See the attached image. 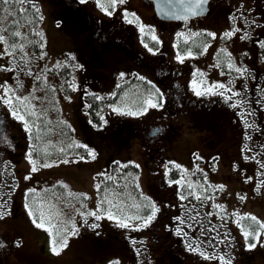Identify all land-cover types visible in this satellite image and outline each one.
<instances>
[{
    "label": "rangeland",
    "instance_id": "1",
    "mask_svg": "<svg viewBox=\"0 0 264 264\" xmlns=\"http://www.w3.org/2000/svg\"><path fill=\"white\" fill-rule=\"evenodd\" d=\"M40 3V9L43 19L40 20L38 28L43 36L42 48L39 52H34L28 47L27 41H21L18 44H23L24 48L21 51L19 48L14 50L7 46L8 43H0V85H7L12 88L14 92L13 108H26V113L34 111L36 115H48L53 116V112L61 113L62 116L67 120L72 128L71 139L69 143L75 141L79 144L87 145L96 153V158L93 160L90 157H84L80 159L82 155L71 153L66 151L63 157H58L52 161L38 163V165L49 164L51 167H38V170L32 171L31 166L27 168L30 171L28 179H21L17 183L21 189L35 188L34 199L27 197V204L33 208L39 205L44 206L45 212L57 213L58 216L54 220L61 228H67L69 231L75 226L78 229V234L75 236L68 237V245L64 248L59 255H55L51 251V237L44 228H38L33 223V217L28 215V209L25 208L23 218H26L24 223L21 221L22 230L21 237L23 239L21 260L20 264H110L111 261L118 262V264H151L153 258V243L149 236H146L143 232V228L139 230L132 228H120L116 226L115 220H109L105 216L101 220L97 221L93 216H87V224H85V217L81 213L93 212L97 210L98 197L94 188V179L97 173H105L110 161L130 159L139 165L140 171L137 176V182L140 186L141 192L145 197L152 195V184L147 180V173L143 170L140 164L142 155V146L139 143L138 138L131 137L128 143H124L121 138L116 136L115 130L111 129L115 118L124 120H144L150 121L157 116L159 108L149 107L146 112L142 115L131 116V115H119L113 111V107L120 108L122 111H138L142 110L145 106L144 102L147 98L151 97L153 102H156L155 91L153 87L158 88L154 83V78L151 74L147 73V69L140 64L144 61L145 56L141 58L139 55L134 56L131 59L130 54L123 53L120 49V45L117 46L113 40H107L104 46L100 43H96V53H98V59H88L85 64L86 77H92L89 71L95 70L94 76L98 75V78H94L92 83L95 85L94 91L98 95L104 93H112L116 88V83L120 82L123 85L122 96H120L115 103L110 104L106 107L103 118L104 120L100 125L93 127V123L85 115V110L82 108V86L85 82L81 78L79 67L72 64V76L71 82L75 85V90H71L69 93L63 91L62 76L59 72L60 64L65 60L67 53L75 47L70 36L64 31L60 30L59 24L55 20V16L50 11L53 7L52 0H34ZM88 11L94 16L108 18L110 20V27L113 30H121L125 28H132L135 45L142 47L140 51L145 53L144 48H149L150 45L145 40V36L157 38L158 33H163L165 28H161L158 25L157 18L153 16L152 9L144 4L140 0H125V3L118 4L111 15H108L105 11L98 7L97 0H86L85 3H81ZM239 1V0H238ZM237 1V2H238ZM100 3L107 4V0H100ZM217 10L214 9L205 16H199L192 18L187 21L172 22L169 30L172 31L170 34L172 52L174 56L170 55L171 63L184 64L190 69V75L192 83L187 86L188 95L195 97L197 91L207 92L213 94L217 91L224 89L213 88V85L225 83H236L239 81L248 82L244 78V74L237 73L235 69H229L228 64L232 63L236 68L246 70L247 76L252 82L264 83V54L261 56L254 55L251 53V49L247 46H243L240 41V36H243V32L246 34V38H249V34L257 25H263L264 23V12L256 17L257 22L247 20L243 17L236 21L226 20L225 17L217 14ZM127 14V20H132V23H128L125 19ZM134 14V15H133ZM111 17V18H110ZM136 17V19H135ZM121 22V24L118 23ZM254 22V23H253ZM140 25H143L144 31L141 32ZM104 25H102L103 27ZM101 27V28H102ZM1 28H4L3 26ZM233 29H238L234 32L231 37H224V33L230 32ZM261 29V28H260ZM95 30V29H94ZM199 31H208L209 33L215 34L211 36V40L205 45L203 52L199 55L191 54L188 52L180 53L175 47V40L179 36L187 38ZM254 32V31H253ZM8 31L3 34L8 36ZM94 38H97L96 31L94 32ZM167 31V36L169 38ZM99 35H101L99 33ZM124 36L125 33H122ZM264 36V33L262 34ZM264 41V37L257 39ZM162 40V39H161ZM10 45L13 43L8 39ZM111 43L110 45H105ZM119 44V43H118ZM147 45V47L145 46ZM103 46V48H102ZM7 49V52L5 51ZM218 49H225L230 55L229 59L224 66L220 64L219 60L214 57L215 52ZM180 50V49H179ZM241 50H245L248 54L245 57V62L240 67V58L237 53ZM122 51V52H121ZM68 56L70 54H67ZM182 56L183 61L177 59V56ZM64 56V57H63ZM23 57V59H21ZM199 59H203L204 64H200ZM96 64V67H95ZM59 65V66H57ZM226 66V67H225ZM251 66V67H250ZM225 67V69H224ZM10 68L12 71H6L4 69ZM256 68H259L260 74L256 79L255 72ZM23 69V70H21ZM246 70V71H247ZM250 70V71H249ZM245 71V72H246ZM31 73V74H29ZM123 73V76L120 74ZM152 76V77H151ZM39 77V79H37ZM143 77V79H141ZM247 77V78H248ZM12 78V79H11ZM11 79V80H10ZM10 80V81H9ZM184 82L186 78H181ZM158 81V80H157ZM156 81V82H157ZM18 84L21 85L18 87ZM186 86V84H185ZM192 86L194 89L189 88ZM226 86V85H225ZM160 89V88H159ZM247 94V91H245ZM226 93V92H225ZM0 94L4 95L3 89L0 88ZM11 95V94H10ZM27 97L28 103L21 105L17 103L15 97ZM259 98V96H257ZM49 105V106H48ZM264 109V101L258 105ZM258 113L256 112L255 115ZM24 116V120H18L15 117H11L14 121L15 130L18 133L24 130V123L27 117L31 120L35 116ZM48 119V118H47ZM248 119V117H246ZM106 121V123H105ZM247 122V120H244ZM24 122V123H23ZM59 128H62L59 118L56 120L57 135L60 134ZM261 130H259V129ZM12 129V126H11ZM126 130V128H124ZM122 130L121 134L126 136L127 132ZM186 129L181 128L175 133V138L168 140L165 143L167 149V159L172 163L179 165V168L183 170L182 178H190L191 166L195 169L199 167V163L203 168H211L207 165V157H215L219 155L217 163L222 165V173L217 177L218 180H223L227 184H222L223 189H217L213 185L201 184L200 194L202 199H210L212 192L217 189L218 193L226 190L232 197V205L235 209V215H231V218L237 220L238 216H255L259 223H264V185L263 182H257L253 180L252 185L246 184L249 182V178L246 176L240 177L232 176L233 183L230 186L227 181V172L231 166L229 159H236L240 163V159L243 158L246 166L248 163H254L259 167H264V148L259 145L262 142V129L257 126V129L251 131L250 140L246 139L245 143H248L253 154L248 151L241 150L242 145L237 147L231 143V139L222 140L220 143L221 150H226L228 155L224 152L217 150H211L210 154H206V150H202V146L206 144L202 143V132L201 130L189 129L185 133ZM13 131V132H14ZM26 133V130H25ZM129 134V133H128ZM24 142V140H22ZM254 141V142H253ZM26 142V141H25ZM216 146V145H212ZM199 148L203 153L204 159L200 156ZM243 152V154H242ZM216 158V157H215ZM67 159L69 163H62L63 160ZM216 161L213 162L212 167L215 166ZM25 166H23L24 168ZM224 167V168H223ZM236 167V166H234ZM25 169V168H24ZM214 169V168H213ZM215 171V169H214ZM210 179V178H208ZM179 181V179L177 180ZM56 183V185H52ZM176 184H180L176 182ZM67 187H64V186ZM211 186V187H210ZM154 188V187H153ZM158 188V187H157ZM156 188V189H157ZM196 186H194V189ZM85 194L87 199L75 198L70 196L69 193ZM215 195L214 197H216ZM148 197V198H150ZM243 197V199H241ZM133 200L136 202V211H129L125 209L123 215L134 216L143 214L145 207V201H138V197H134ZM178 203V201H177ZM252 204V205H251ZM204 206V204H198ZM179 209L183 216L187 218V221L196 226L197 221L200 219L203 226L206 216L203 215V207L200 209L195 203H179ZM213 212L215 216L218 215V210ZM247 210V211H246ZM122 215V216H123ZM202 216V217H201ZM191 217H195L192 219ZM98 224L99 227L92 229L88 225ZM142 223L141 220H131L130 224L135 227ZM189 225V223H187ZM198 224V223H197ZM210 226V224H209ZM87 229H84V228ZM214 227L211 226L210 230ZM206 230L207 235L211 236L210 230ZM248 229V228H246ZM249 230V229H248ZM129 233L130 237L125 239L126 241H120V239L109 238L105 240L104 235L111 232V235H115V232L119 235L120 232ZM260 235L258 237H250L254 242L257 239L264 248V229H259ZM123 238V237H122ZM244 241V236L241 237ZM128 242V243H127ZM187 243L192 244V239L187 236ZM256 244V243H255ZM257 246V244H256ZM156 250V249H155ZM259 251V250H258ZM258 254V253H257ZM244 257L246 254L243 255ZM251 264H264L263 256L257 255L255 260H252Z\"/></svg>",
    "mask_w": 264,
    "mask_h": 264
},
{
    "label": "flooded vegetation",
    "instance_id": "2",
    "mask_svg": "<svg viewBox=\"0 0 264 264\" xmlns=\"http://www.w3.org/2000/svg\"><path fill=\"white\" fill-rule=\"evenodd\" d=\"M141 1L151 5L150 0ZM237 1L210 0L208 14L216 9L217 14L224 15L223 17L226 20L229 18V20L235 19L239 22L240 19L245 17L247 20L257 22L256 17L262 11L264 12V0ZM56 2L58 5H60L59 2L71 4L73 0H56ZM171 23L172 21L158 20V25L165 28V31ZM253 31L249 34L248 39H242L240 43L251 49L253 57H256V55L261 56V54H264V47H261V42L264 41L262 39L258 41L257 39L264 37L262 35L264 33V23L262 27L257 25ZM122 33L121 30H109L105 27L101 38L118 42L123 53L130 54L131 57L139 55L143 58L144 55L145 59L142 62L144 67L155 76L162 86L160 89V102L164 109L160 111L156 121L146 123L145 128L143 127L139 132L140 139L151 145L145 152L143 159L146 164L147 180L155 186L153 191V196L156 198L155 205H160L153 223L143 228L144 234L151 236L150 238L155 241L152 247L153 251H151L153 254L152 261L155 264L163 260L167 264H222V261L218 259L222 256L226 260L230 259L232 264H251L258 254L264 258V248L257 239H254L257 244L254 248L247 246L249 241L253 243L250 237L248 241L245 237L244 241L241 240V237L244 236L242 229L248 230L239 219L244 216H238L237 220H234L231 218L234 211L229 210L222 218L213 214L214 209H216L213 205L223 203L228 207L233 206L232 197L228 191L213 193L210 200L201 197L199 200L195 198L192 201L200 209L203 207V215L206 216L203 226H200V223H202L200 219L197 221L196 226L194 224L192 226L191 221L188 222L179 209V203L183 202L184 199H181L180 192L184 187H188L189 183L193 186H201L203 183L208 185L226 183L217 178L222 173V165L217 163V161H220L217 159L219 155H216V158H206L207 165L211 167L210 169H205L200 165L205 161L199 163L198 168L194 169L191 166V177L185 179L182 178L183 170L168 161V148L163 145V141L173 138L175 132L181 128H185L186 133L187 130L191 129L190 126H201L203 128L201 129L202 143L206 144V146H202V150L205 149L207 155L210 154L211 150L222 151L220 143L226 138L231 139V143L237 147L242 145L241 150L243 152L248 151L253 154V150L250 146H247L249 144L245 141L246 139L250 140L251 131L254 132L257 126H260L263 144L259 146L264 148V109L262 106H258L264 101L262 100L264 83L252 82L248 77V82L230 83L225 87V89H231V91L215 92H223V96L202 92L205 94L192 97L188 95L187 89L189 83H192L190 68L184 64L171 63L170 55L174 56V54L170 36L169 38L165 36L167 33L162 36V40H158L156 48H151L152 51H145V53L132 44V31H126L124 36ZM242 35L246 36L244 32ZM199 54L201 53L196 55ZM238 56L242 61L245 60V57L247 58L248 54L245 50H241L238 52ZM202 60L199 59L200 64L197 66L200 67L204 64ZM241 64L243 63L241 62ZM244 68L247 70L245 65ZM256 69L255 76L257 79L260 71L259 68ZM247 73L248 70L245 72L246 76ZM181 78H186L187 82H184ZM189 88L194 89L192 86ZM245 91H247V94ZM233 93H237V95H233ZM225 96H231V100L226 102ZM233 104L237 106L233 107ZM256 112L257 115H255ZM244 120H247V122ZM204 126L207 127L205 131ZM14 130V121L10 120L7 110L0 107V213H5L0 218V245H3L0 247V264L21 263L23 244L21 221L24 223L26 219L22 217L25 212L26 190L21 189L17 183L21 179L29 177L30 171L27 168L29 164L23 155L22 133ZM199 151H201L200 148ZM222 152L228 155L226 150ZM199 154L205 160L202 151ZM214 161H216V164L212 167ZM229 161L231 166L227 172V181H229L230 186L233 183L232 176H237L239 180L240 177H248L249 182L246 185H252L255 179L257 182H263L264 185V167H259L254 163H248L249 166H246L242 163L244 162L243 158L240 159V163L231 158ZM23 166H25V169ZM178 179L180 184L177 185ZM197 190H200V188L197 187ZM215 195L217 196L214 197ZM188 197L191 198L192 196L189 195ZM203 202L205 203L204 206L198 205L203 204ZM181 220L184 222L180 223ZM211 226L214 228L210 230ZM178 227L183 230L180 235H177L176 232ZM208 229L211 236L207 235L206 230ZM187 236L192 239L190 245L192 248L197 249L196 251L189 249ZM201 252L213 258L205 259L204 256L200 255ZM242 254H246V256L243 257Z\"/></svg>",
    "mask_w": 264,
    "mask_h": 264
},
{
    "label": "trees",
    "instance_id": "3",
    "mask_svg": "<svg viewBox=\"0 0 264 264\" xmlns=\"http://www.w3.org/2000/svg\"><path fill=\"white\" fill-rule=\"evenodd\" d=\"M34 3L40 9L39 4L35 1ZM52 4V12L57 16V18L61 20V30H63L68 36H70L73 43L75 44L73 54L77 62H81L85 65L86 62H88V59H97V47L95 46L96 42L95 38L93 37L92 29H94V26L104 25L105 21L102 19L98 21V19L91 16L83 7L76 5L74 2L69 4V6L67 4H61L59 8L56 7V3L54 0H52ZM18 7L19 6L13 8L11 5L0 6V28L3 26L5 29H8V34L11 42L26 38L28 40V47L30 48V50L39 52L42 47V37L40 35H37L36 33L39 32L38 23L40 21L39 16H41V11L39 12V15H37L30 6L25 5V7L28 8L26 18L19 14L8 15V13L17 12ZM5 9H7V11H5ZM15 21L19 22L18 28L14 23ZM28 21H31V23H29ZM15 30L21 31V37H14L10 35V32ZM207 40H209L208 35L203 33L197 35L196 37H193L189 42H185L183 40L180 41L178 47L181 51L190 50L193 52H198L202 48L203 43ZM69 69L70 65L66 60V62L60 69V75L64 79L63 83L65 92H69L71 90V88L69 87ZM89 72L92 76H94L95 72L97 71L91 70ZM82 77L84 78L83 75ZM95 77L97 78V76H94L93 78ZM122 88V84H118L113 94H105L103 95V97H100V99H96L97 95L92 91V88L85 85L82 91V99L87 102V116L94 125H100L102 123V120L100 118L101 116L103 117L105 106L115 102L120 97ZM58 118L60 120L62 128H59L60 134L57 135L56 120ZM116 122L117 124H113L111 126V129L115 130L116 136L121 138L124 143H128L131 137L138 135V132L131 131L130 125H132V123L124 120H117ZM123 127L126 128V130H124L125 132H127L126 136H124V134H121V130L123 129ZM196 128H198V130L203 129L201 128V126ZM205 130H207V127L204 128V131ZM71 134V127L58 114L50 117L41 115L35 123L33 122L31 131L28 135L29 155L36 161H44L48 159L50 160L53 158H57L58 156L63 157L66 153H68L66 151H71V153L73 154L87 157V153L84 148H67V145L70 144L69 141L71 139ZM62 148L65 149V151L61 152L60 149ZM113 162L114 161L109 162L106 173L104 174L112 176L114 177V179L106 180L104 176L97 175L96 180L94 181V188L98 197V203H100L104 199L106 194L114 192L118 195L116 200H114L113 202L120 203L123 213L125 212V209H128L131 212L136 211V208L134 207V205H136V202L133 200V198L138 197V201H145V204H143V206L145 207L143 213H145V215L148 214L151 211L150 207H146L149 202L142 197L136 179V176L138 174V167H136L135 163L128 159L120 161L121 164L128 165V167L126 168L119 167ZM96 184H100V189H97L95 187ZM34 193L35 192H30L29 198L34 199ZM107 208L108 204L105 203L103 204V208L101 211ZM113 211H118L119 215H123L119 210L114 209ZM104 237L105 240L109 241H111L109 238L117 240L119 239V236L116 232L113 236L111 235V232H108V234H105ZM162 263L167 264L165 260L160 263L156 262V264ZM110 264H113V262H111Z\"/></svg>",
    "mask_w": 264,
    "mask_h": 264
},
{
    "label": "snow or ice",
    "instance_id": "4",
    "mask_svg": "<svg viewBox=\"0 0 264 264\" xmlns=\"http://www.w3.org/2000/svg\"><path fill=\"white\" fill-rule=\"evenodd\" d=\"M81 3H85L86 0H80ZM208 0H192V3L188 9V11L192 14V15H199L200 12L203 10V5L207 4ZM125 3V0H107V4H103L100 3V0H97V4L98 7L101 8V10L105 11L108 15L112 14V11H110L109 9L114 10L115 7L118 4H123ZM4 5H11L13 8H16L17 6V12L14 13H8V15H16L19 14L23 17L26 18V14L28 12V8L25 7V5L30 6L37 15H39L40 9L36 6V4L34 3V0H0V6H4ZM5 11H7V9H5ZM134 15V14H133ZM39 18L42 20L43 17L39 16ZM125 19L127 20V14L125 16ZM29 23H31V21H28ZM128 23H132V20H127ZM17 25V28L19 27V22L15 21L14 22ZM254 23V22H253ZM140 30L141 32L144 31V27L143 25H140ZM5 31H8V29L5 28H0V43H7L8 41V36H5L3 33ZM238 31V29H233L230 32H226L224 33V37H231L234 32ZM37 35H40L42 37V33H36ZM11 36L14 37H21L22 33L19 30H15V31H11L10 32ZM209 36H213L215 34L213 33H208ZM245 36H241V39H245ZM153 40L156 39L155 36L152 37ZM42 46V45H41ZM147 47V45H145ZM10 47L13 49V51L17 48H19L21 51H23L24 45L21 44H16L13 43L12 45H10ZM261 47H264V42H261ZM7 52V49L5 50ZM149 51H152L151 48H149ZM23 59V57L21 58ZM72 59H74V57H72ZM177 59L180 60L181 62L183 61V57L182 56H177ZM59 66V65H57ZM229 69H235V71L237 73H240L241 75L244 74V72L246 70H242L240 68H236L232 63H229L228 65ZM76 67H81L80 65H76ZM6 71H12L13 69L10 68H6L4 69ZM23 70V69H21ZM31 74V73H29ZM121 76H123V73L120 74ZM37 79H39V77H37ZM141 79H143V77H141ZM21 86L18 84V87ZM69 87H72L73 90H75V85L74 84H70ZM213 88H219V89H224L225 85L223 84H217V85H213ZM0 88L3 89V97H0V101H2L5 105H8L10 110H11V114L18 120H24V116L19 114V108H13V99L12 97L15 95L12 88H10L9 86L5 85H0ZM227 91H231V89H226ZM157 93L159 92V90H156ZM11 94V95H10ZM205 93L196 92V95H203ZM213 94H219L223 96V92L220 93H213ZM233 95H237V93H233ZM17 103L21 104V105H26L28 103V98L27 97H15ZM96 99H100V97H96ZM225 101L228 102L231 100V96H225L224 97ZM239 103V102H238ZM145 106L143 107L142 110H138V111H122L120 108L117 107H113V111L116 112L119 115H131V116H138V115H142L144 112H146L148 110L149 107L151 108H157V107H162V104H158L156 102H153V99L151 97L147 98L144 102ZM233 107H236V104L232 105ZM29 115H36V113L34 111L29 112ZM102 121L104 120V118L101 116L100 118ZM91 123V122H90ZM106 123V121H105ZM24 127L25 130L28 131L30 130L29 128V124L27 121H25L24 123ZM93 127H96V125H93ZM67 148L69 149H74V148H84L86 150L87 156L90 157L91 159H95L96 158V153L90 149L87 145L84 144H79L76 143L75 141H73L72 143L67 145ZM61 152L65 151V149H60ZM80 159H84L83 156L80 157ZM29 162L32 164V171L35 172L38 170V167H51V165L45 163L42 165H38V162L35 160L31 159V156L29 155ZM62 163H69V161L67 159L63 160ZM113 163L117 164L119 167H128L127 164H121L120 161H114ZM131 163V162H129ZM136 167H139V165H136ZM167 167V166H166ZM175 167H179V165H175ZM167 174V173H166ZM98 176H104V178L106 180H113L114 177L112 176H108L104 173H98ZM25 179H28V177H25ZM177 183H179V181H177ZM64 187H67L66 185ZM95 187L97 189H100V184H96ZM189 188H193V185L191 183L188 184ZM211 187V186H210ZM217 189L222 190L223 189V185H217L215 186ZM34 189H30L29 192H34ZM70 196H73L75 198H83V199H87V196L85 194H77V193H69ZM117 193H108L105 195L104 199L98 203L97 205V210L93 211V212H87V213H81L82 216L85 217V224H87V216H93L95 217V219L97 221L101 220L102 218H104L105 216L107 217V219L109 220H115L116 224L118 227L121 228H129L132 227V225L130 224L131 220H141L142 223L138 224L135 226L136 230H139L140 228H144L147 227L152 220L155 218L156 213L159 211V209L156 207L155 204H152L151 202L146 205V207H150L151 208V214L148 215L146 218L145 217H141L139 215H134V216H128V215H119L118 211H113L114 209L122 211L121 205L120 203H114L113 201L116 200L117 198ZM190 195H195V193H190ZM111 197V198H110ZM184 197L182 196L181 199H183ZM196 199H201V196L196 195ZM241 199H243V197H241ZM107 203L108 204V208L104 209L103 211V204ZM134 207H139V205H134ZM213 207L219 208L221 210H223V206L222 205H213ZM25 208L28 209V215L30 217H33V223L36 225V227L38 228H44L45 231H47L49 233V236L51 237V251L53 254L55 255H59L60 252L67 247L68 245V237L71 236H75L78 234V229L73 226L72 229L69 231L67 228H61L57 223L54 222V220L57 218L58 214L57 213H51V212H45L44 210V206L43 205H39L36 208H33L32 206H30L29 204H25ZM5 213H0V218H2V216ZM209 215H211V213H209ZM235 215V213L233 214ZM192 219H195V217H191ZM250 219L251 221H253V225H249L250 230H243V235L246 239V241H248L249 237H258L260 235V231L259 229H264V223H259L256 219L255 216H251V217H240V220H244V219ZM179 219V218H177ZM184 221L181 220L180 223H183ZM255 225V226H254ZM89 227H91L92 229H96L99 227L98 224H90L88 225ZM182 229L181 228H177L176 232L177 235H180L182 233ZM186 235V234H185ZM3 245H0V247H2ZM247 246L249 248H254L256 247L255 243H252L251 241L248 242ZM189 249L191 251H196L197 249L192 248L191 245L188 246ZM201 256H204L205 259H212L213 257H209L206 256L203 252L200 253ZM219 260L222 261V264H232V261L230 259H225L224 257H218ZM113 264H118V262H113Z\"/></svg>",
    "mask_w": 264,
    "mask_h": 264
},
{
    "label": "water",
    "instance_id": "5",
    "mask_svg": "<svg viewBox=\"0 0 264 264\" xmlns=\"http://www.w3.org/2000/svg\"><path fill=\"white\" fill-rule=\"evenodd\" d=\"M155 13L165 20H184L197 15H192L188 9L192 0H152ZM209 1V0H208ZM203 10L199 15L205 14L208 11V2L203 5Z\"/></svg>",
    "mask_w": 264,
    "mask_h": 264
}]
</instances>
